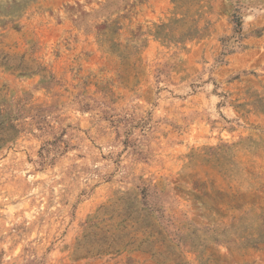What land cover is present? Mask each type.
Segmentation results:
<instances>
[{
  "label": "rangeland",
  "instance_id": "obj_1",
  "mask_svg": "<svg viewBox=\"0 0 264 264\" xmlns=\"http://www.w3.org/2000/svg\"><path fill=\"white\" fill-rule=\"evenodd\" d=\"M0 264H264V0H0Z\"/></svg>",
  "mask_w": 264,
  "mask_h": 264
}]
</instances>
